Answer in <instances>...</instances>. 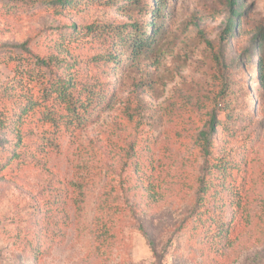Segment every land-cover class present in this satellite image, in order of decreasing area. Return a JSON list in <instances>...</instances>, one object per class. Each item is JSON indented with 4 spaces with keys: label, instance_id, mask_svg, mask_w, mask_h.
<instances>
[{
    "label": "rangeland",
    "instance_id": "obj_1",
    "mask_svg": "<svg viewBox=\"0 0 264 264\" xmlns=\"http://www.w3.org/2000/svg\"><path fill=\"white\" fill-rule=\"evenodd\" d=\"M130 1L0 0V264H264V0H163L141 52ZM57 79L106 101L47 122Z\"/></svg>",
    "mask_w": 264,
    "mask_h": 264
},
{
    "label": "trees",
    "instance_id": "obj_2",
    "mask_svg": "<svg viewBox=\"0 0 264 264\" xmlns=\"http://www.w3.org/2000/svg\"><path fill=\"white\" fill-rule=\"evenodd\" d=\"M236 1V0H234ZM71 0H58V3L60 6H65L68 3H70ZM130 2L134 3V0H131ZM137 2L138 6H141L142 4H146V13L152 14L153 19L148 20L146 22H140V23H134L128 28L123 29L126 31V35L121 39L125 42L128 41L130 46H133L134 51L141 52L145 47L152 45L153 42H155L156 38L161 35V32L163 30L162 24L160 25V18H162L165 15V2L163 0H153V2H141V0L135 1ZM150 5L151 7H148ZM150 8V9H149ZM242 15V11L235 9L233 11L232 18H230V26L228 28V32L231 31L234 32L237 28L235 19L240 17ZM75 27V26H74ZM88 32H91L94 30V25H90L87 27ZM122 30V31H123ZM148 30V31H147ZM121 32V31H120ZM149 33H152L149 35ZM120 34V33H118ZM112 36L116 37V34L112 33ZM127 41L125 40V37H127ZM232 34H230V37ZM117 39L121 38L120 35L116 37ZM261 45V44H259ZM49 60H52V58H49ZM49 60L39 61V59L36 58V64L38 66L43 65H49L47 63ZM248 61H251V57H248ZM260 68L262 67V62L260 61ZM37 67V66H34ZM33 75V73H31ZM76 83H73L70 79H57L53 84L47 85L43 92L44 98L53 97L57 99L58 105H51L47 110L42 111V116L47 122H52L54 125H58L59 123L57 120H65L67 123H75L80 124L85 119H87V115L91 113L96 108H100L102 104L106 101V89H104V86L102 83L98 81L94 82H86L80 85V94L79 96L75 97L72 91L73 86H75ZM38 102L37 101H31V103H28V110H33V108L36 106ZM27 106V105H26ZM63 106H65L63 110ZM217 119L215 116H213L210 120V134H212L216 128L219 126L217 123ZM208 133H204V141H206V144L204 146L205 154L208 156L210 155L209 147L211 145L210 137H207ZM208 162V161H207ZM227 161L223 159L220 162H218L216 165H207L205 169L208 171L205 173V176L201 178V188L200 192L206 193L207 188L211 185H214V182L212 180V175L216 173L214 170H219L221 173L227 170ZM208 175V176H206ZM208 182V184L206 183ZM221 208V207H218ZM216 208L211 214V219L215 224V220L220 221L221 223L218 224V227L220 226L219 232L222 234H228L230 232V221H224V215H222V211L220 209ZM204 212L212 213V211L205 210Z\"/></svg>",
    "mask_w": 264,
    "mask_h": 264
}]
</instances>
